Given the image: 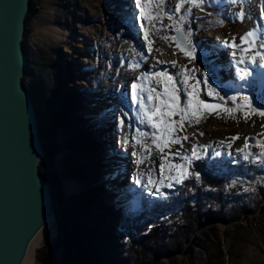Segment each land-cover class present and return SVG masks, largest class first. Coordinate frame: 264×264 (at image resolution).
Instances as JSON below:
<instances>
[{"label":"rangeland","instance_id":"1","mask_svg":"<svg viewBox=\"0 0 264 264\" xmlns=\"http://www.w3.org/2000/svg\"><path fill=\"white\" fill-rule=\"evenodd\" d=\"M31 2L35 13L25 25L22 42L25 43V53L31 60L26 65V71L33 73L36 79L34 85H38L40 90L36 88L30 92L36 99L39 95L53 93L57 97V103L62 102L65 111H70L67 117L73 121L67 132H59L55 137V145L59 151L52 157L51 168L49 167V171L56 175L50 188L51 193H57L58 190L63 197L70 196L71 193L64 190L63 182H75L71 177H80L75 171L79 166L93 167L103 178L102 185L118 169L117 185L102 186L106 195L102 196L103 205L100 200L98 202L99 212L108 204L118 212H125L130 218L151 219L160 205L165 213L171 207L169 195L163 191L173 189L190 179L189 174L180 183L170 180L169 177L179 173L168 165H185L189 172L195 161L205 159V163L213 164L228 180H242L243 191L240 195L245 196L247 204L242 208L235 207L237 211L230 214L219 209H204L198 219L195 218L196 221L192 218L189 223L179 222V228L175 223L178 230H173L170 239L164 237L158 243V246L162 245L159 250H156L152 240L148 243L149 254L140 256L142 254H139L138 249L133 253L132 259L141 260L140 264H264V156L261 155L264 147L259 146L264 144V116L245 114L240 109L235 112L222 110L225 107H236L244 95L249 97L253 107L264 102V85L260 82V76L264 73V59L261 58L264 56V0H203L201 7L185 2L178 13L175 12L178 0H163L162 4L161 0H151V8L160 14V18L153 16L144 21L140 19L136 0L129 3L127 0ZM127 5L136 15L135 21H127L129 24L118 16L123 13L121 10L128 12ZM186 11L189 14L181 21L180 18ZM256 11L261 22L252 23L259 31V37H246L242 42L240 38L252 32V28L249 31L243 28L247 23V12L256 20ZM128 15L129 12L122 17L126 18ZM168 15L173 18L168 19ZM199 17L204 18L203 26H208L207 30L195 23L194 19ZM174 25H179L185 33L190 31L189 40L196 49L194 59L185 57L175 46V41L161 38L175 36ZM86 26L89 27L87 30ZM51 28H57L66 42L48 46L50 39H54L52 30L49 33ZM88 33L91 35L90 48L81 47V44L73 47V38L81 43L83 34ZM209 35H216L219 42H214ZM233 44L235 47L231 46ZM65 46L87 51L84 61L73 62L71 56L64 53ZM242 68H247L252 73L247 81H241L236 76L237 70ZM185 69L193 77L188 81L187 92H192L191 86L199 80L201 84L197 98L209 105L221 104L223 108L212 113L202 108L198 119L191 114L183 121L179 116L171 117V121H176L171 138L179 139L180 143H169L161 151L152 143L154 129L143 117L139 100L143 98L148 106L149 89L164 92L166 85L162 78L152 73L165 72L173 77L171 83L178 89L179 106L184 107L187 94L182 81L188 74ZM112 70L114 73L111 76ZM205 75L212 87H216L224 97L223 100L208 95L202 83ZM33 77L28 76L24 80L28 89L33 86ZM134 83L137 85L135 90L132 88ZM236 85L240 87L236 88ZM96 91L107 95L106 97H110V92L112 100L95 113L84 114L83 108L89 102L90 95ZM153 96L155 97V93ZM230 96H237V101H230ZM38 102L37 110L48 107L46 100ZM151 103L155 104V99ZM90 129H99V137L101 136L99 148L97 152H93L91 162L88 160L90 154L87 150L78 153L63 147L70 135ZM140 132L148 135L140 138L141 143L138 144L133 137L139 138ZM193 145L197 146L199 158L192 157L189 163L182 157L192 156ZM245 155L248 159H244ZM138 160L141 162L137 163ZM162 162L164 181L160 183ZM89 170L90 168L87 169ZM149 177L152 178L153 185H149ZM93 178L94 176H86L87 183H82L81 187L77 185V190L83 192L87 188L96 187L98 183H91ZM137 180L139 183H136ZM254 182L260 183V188L252 192L250 189ZM169 183L170 187L167 186ZM57 209H66L59 198L55 199L54 211ZM85 214L79 210L76 216L68 210L62 217L66 221L67 218L83 220ZM116 222L121 223L122 219L117 216L110 221V225L114 227ZM111 229L110 227L111 234L115 236V227ZM149 232L150 230L145 235H149ZM47 233V240L36 245L26 264H43L39 262L38 253L56 236L54 224L50 225ZM112 249L114 252L115 248ZM116 257L127 259L124 252Z\"/></svg>","mask_w":264,"mask_h":264},{"label":"trees","instance_id":"2","mask_svg":"<svg viewBox=\"0 0 264 264\" xmlns=\"http://www.w3.org/2000/svg\"><path fill=\"white\" fill-rule=\"evenodd\" d=\"M34 13L35 7L30 0V6L25 20L26 23H28L29 18ZM201 19L202 17L194 19L195 23L197 25L199 24V26L204 25V18ZM202 28L203 30H207L208 26H203ZM22 47L25 52L26 45L24 42H22ZM25 56L27 65L31 60L26 53ZM28 76L33 77L34 75L26 71L25 68V74L22 78L24 85V80ZM34 77L32 80L33 86H30V89L26 85L25 87L32 98L35 108H37L38 101L41 99L46 100L48 104V107L41 108V111L37 110V108L36 115L40 141L43 148V157L39 164L40 174L51 188L56 175L49 171V167L52 157L59 151L58 146L55 145V137L59 132H67L69 129L68 126H71L73 121L67 117L70 111H65L62 102L60 104L57 103V97H54L53 93L46 96L39 95L37 99L33 98L34 94L30 91L33 89L36 90V88L40 90L38 85H34L36 84ZM89 132L91 133L90 136L88 134ZM95 133L99 134V129H90L84 132L77 131L70 135L66 142H62L63 147L73 149L78 153L80 151L84 153L87 150V152L90 151L88 153L93 155L92 151H96ZM84 146L87 148L83 149ZM88 146L90 149H88ZM205 162V159L195 161L190 167V179L184 180L181 185H176L173 189L170 188L163 191V193L169 195L171 207L165 213L164 209H161V205H157L160 208L155 210L156 215L152 216L151 219H145V217L130 218L125 212H118L117 209L108 204L106 207H102V212H99L98 202L101 198V193L105 192V188L101 185L94 188H87V190L83 191L76 198H64L58 190L57 193L53 192L52 198H54V206L55 199L59 198V201L65 204L66 209H57L55 211L57 234L39 251V262L43 264H130L131 262V264H140L141 260H138V262L132 259L133 253L139 249V254H142L140 256L149 254L148 243L152 240H154L153 244L156 246V250H159L162 245L158 246V243L162 242L164 237L170 239L173 230H178L176 226L178 228L180 227L179 222L185 224L189 223L192 218L198 219L204 209H219L225 214H230L231 212L234 213L237 211L235 207H244L247 204V200L244 195H240L243 191V187H241L242 180H228L226 176L218 172L219 170L213 164ZM89 168L90 170L87 171ZM89 168L79 166V169L76 168L75 171L80 174V177H83V171H85L86 176H94L91 183H97L100 176L93 167ZM71 178L75 179L74 176ZM257 188H260V183H255L250 191L253 192ZM97 208L98 212H96ZM68 210L74 212L76 216L79 210L86 214L83 220L73 218L71 220L67 218L66 221L62 217V214H65ZM117 216L122 219V222H116L117 224H114L115 236H113L110 227L112 229L114 227L110 225V221L117 218ZM127 222H129V225H126ZM175 223L177 224L176 226H174ZM148 230H150V234L145 235ZM112 247L115 248L114 252ZM123 252L127 255L126 260L116 257ZM219 255L221 257V254ZM219 264L224 263L220 262Z\"/></svg>","mask_w":264,"mask_h":264},{"label":"water","instance_id":"3","mask_svg":"<svg viewBox=\"0 0 264 264\" xmlns=\"http://www.w3.org/2000/svg\"><path fill=\"white\" fill-rule=\"evenodd\" d=\"M29 6L30 0H0V264H23L32 241L50 222L57 225L52 193L39 169L43 148L36 110L22 81Z\"/></svg>","mask_w":264,"mask_h":264},{"label":"snow or ice","instance_id":"4","mask_svg":"<svg viewBox=\"0 0 264 264\" xmlns=\"http://www.w3.org/2000/svg\"><path fill=\"white\" fill-rule=\"evenodd\" d=\"M185 2H187L191 6L195 7H201L203 0H178L177 4L175 5V12H180L181 8L184 6ZM163 3V0H161V4ZM136 6L140 10V19L142 21L151 19L153 16H156L157 19L160 18V14H157L153 11L151 8V0H136ZM189 13L186 11L184 16H181V21L185 19V17ZM172 15H168V19H172ZM143 27V24L141 25ZM174 31L176 32V35L173 37H161L162 39H171L175 41V46L184 54L185 57L189 59H194V53L196 51L195 47H193L191 41L189 40L190 31L185 33L182 31L181 27L179 25H174ZM254 33L249 32L246 33L245 37H241V41L243 42L246 37H252ZM145 38L147 39V32H145ZM232 47H235V45H231ZM264 59V56L261 57ZM243 62V58L240 61ZM173 65H175V61H173ZM138 66V65H137ZM264 67V66H262ZM186 72H188L187 69H185ZM154 76L161 77L163 82L165 83V89L164 92H158L155 88H151L148 90V106L145 105V101L143 98L139 100L140 107L143 110V117L146 118L147 123L154 129V132L152 134V143L156 144V146L163 151L164 147H167L169 143H180L179 139L171 138L173 132L175 131L174 125L176 121H171L170 118L173 116H179L180 120H185L186 117L191 114V116L199 117V113L201 109H210V108H220L221 105H209L205 103L203 100H200L197 98L198 96V88L201 84V81L197 80L195 85H192L193 88L192 92H187V89L189 87L188 81L192 79V73L188 72V74L184 77V80L182 83L185 85V91L187 94V100L185 102L184 107H180V100L177 95V87L175 84H172L173 77L170 75H167L165 72H154L152 73ZM203 75V74H202ZM236 76L241 81H247L249 77L252 76V73L247 68L238 69ZM260 82L262 85H264V73L260 76ZM204 87L208 91L209 96H215L216 98L223 100L224 97L220 95V92L217 91L216 87H212L211 83L209 82L208 76H204V79L202 81ZM251 86V85H250ZM217 87H221V85H217ZM240 85H236V88H239ZM132 88L135 90L137 88V85L134 83L132 85ZM153 93H155V97L153 96ZM163 97V98H162ZM133 99H136L135 92L133 93ZM155 99L156 103L152 104L151 102ZM228 99L232 102L237 101V96H230ZM195 105V107H194ZM237 109H240L245 112V114L248 113H255L259 114L261 116H264V102H262L260 105H257L256 107H253L251 100L247 95H244L241 98V103L237 104L234 108H223L222 110L225 112H235ZM155 118V119H154ZM143 122V119L142 121ZM121 123H123L121 121ZM159 133V135H157ZM148 133L146 132H140L139 138L133 137L136 143L140 144L141 139L143 137H146ZM187 137H185L186 139ZM238 137H233V139H237ZM127 143V141H125ZM259 146L264 147V144H260ZM193 151L192 156H184L182 157L183 160L191 162V158H199L196 153V145H193ZM245 147H247V143H245ZM142 149L147 151L146 147L142 146ZM135 155V153H133ZM264 156V153L261 154ZM244 159H248V156L245 155ZM141 161L138 160L137 163H140ZM169 168L176 169L179 175L169 177L170 180H175L176 183H180L183 179H185L188 175V169L185 165H176V164H170L168 165ZM163 168L164 164L161 163V180L160 183H163L164 177H163ZM136 183H139L137 180ZM149 185H153L152 178L149 177ZM171 184L169 183V185ZM157 191H159V188L157 187Z\"/></svg>","mask_w":264,"mask_h":264},{"label":"bare ground","instance_id":"5","mask_svg":"<svg viewBox=\"0 0 264 264\" xmlns=\"http://www.w3.org/2000/svg\"><path fill=\"white\" fill-rule=\"evenodd\" d=\"M98 1V0H97ZM131 0H127V3H129ZM94 6H96L95 4H93ZM97 7H98V5H97ZM127 8H126V10H128V12L130 13V15H128V17H126V18H123L122 16H126V14L128 13L127 11L125 12L124 10H121L123 13L121 14V15H119L118 14V16L120 17V20H123V22L124 23H128L127 21H135L136 20V15H135V13H134V11L133 10H131V8L127 5L126 6ZM134 8V6H133V4H132V9ZM122 9H123V7H122ZM125 9V8H124ZM126 13V14H125ZM256 20H253L252 18L253 17H251L250 15V13L249 12H247V23L245 24V26L243 27L244 28V30H250L251 28H252V33H254V35L252 36L254 39H256L257 38V36L259 37V31H257V29L256 28H254V24L253 23H255L256 21H260L261 22V20H259L258 19V12L256 11ZM121 18H123V19H121ZM253 22V23H252ZM131 23H133V22H131ZM121 24H122V22H121ZM129 24V23H128ZM256 25V24H255ZM86 28V30L89 28L88 26H86L85 27ZM121 28H123L122 26H121ZM52 30V34H54V39H50V41H49V43H48V46H55V45H58V44H61V43H65L66 41H64V37L61 35V32H59V31H57L58 29L57 28H51L50 30H49V33H50V31ZM210 36V35H209ZM73 37V36H72ZM210 38H212V40L214 41V42H219V39H218V37L216 36V35H214L213 37L212 36H210ZM89 39H91V35L88 33V34H83V36H82V39H80L81 40V43L80 42H78L75 38H73V40H72V44L74 45L73 47H78V46H80V44L82 45L81 47H84V48H86V49H88V48H90V43H89ZM39 43V42H38ZM41 44H43L42 42H40ZM39 43V44H40ZM37 44V43H36ZM215 44V43H214ZM78 45V46H77ZM66 48V49H65ZM65 48H64V53H66V55L68 54V55H70L71 56V58H72V60H73V62H78V61H84V59H85V53H87V51H85V50H82V49H75V48H72V47H66L65 46ZM80 59V60H79ZM113 73H114V70H112V72L110 73V75L112 76L113 75ZM129 73H131V72H129ZM76 75V77L78 76V74L76 73L75 74ZM130 75V74H129ZM92 76V75H91ZM110 81V80H109ZM116 83V82H115ZM101 90V89H100ZM72 91H74V90H72ZM107 95H102L101 93H100V91H96V93L94 94H91L90 95V99H89V102H87V104L85 105V107L83 108V113L84 114H87V115H91V114H93V113H95L99 108H101V107H103V106H105V104L106 103H108L109 101H111L112 100V97H111V95H110V92H109V96L110 97H106ZM32 104H33V102H32ZM33 107H34V109L36 110V108H35V106H34V104H33ZM89 134V136H90V132L88 133ZM96 134V133H95ZM94 134V135H95ZM94 137V136H93ZM95 139H96V142H95V146H96V150H97V148H99L98 147V145H99V142H100V139H101V136L99 137V134H96V137H95ZM88 152H90V151H88ZM92 152H94V151H92ZM97 152V151H96ZM95 153V152H94ZM90 154V153H89ZM88 155V154H87ZM91 157H92V154H90L89 156H88V160H89V162H91ZM118 170V169H117ZM117 170H115L114 171V173L112 174L113 176H112V178L110 179V178H106L105 179V181L103 182V185H106V186H110V185H112V184H116L117 185V178H118V173H117ZM102 177L100 176L99 177V179H98V181H97V183H98V185L96 186V187H98V186H103L102 185ZM71 180L72 181H75V182H77V183H75V182H71V181H69V180H67L66 182H63V188H64V190L67 192V193H71V195L70 196H68V197H77V196H79L80 195V190H77V185H78V187H81V184L83 183H85L86 184V173H85V171H83V177H79V178H75V179H73V178H71ZM82 184V185H83ZM85 186V185H84ZM101 188V187H100ZM101 190V189H100ZM105 191V190H104ZM81 192H82V190H81ZM75 194V195H74ZM69 195V194H68ZM103 195H106L105 194V192H102L101 193V198H100V202H101V204L103 205V203H102V196ZM100 196V195H99ZM63 197V196H62ZM67 197V198H68ZM65 198V197H64ZM54 199V198H53ZM112 201V200H111ZM105 204V203H104ZM124 215V214H123ZM120 216V215H119ZM121 217V216H120ZM127 219V218H126ZM50 225H51V222L40 232V234L32 241V243H31V247L29 248V251H28V253H27V256L25 257V259H24V262H23V264H26L27 262H28V260H29V257H30V252L36 247V245L39 243V244H42L43 242H45L46 240H47V238H48V228L50 227Z\"/></svg>","mask_w":264,"mask_h":264}]
</instances>
